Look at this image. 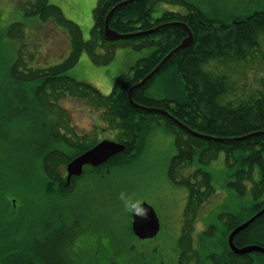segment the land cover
I'll list each match as a JSON object with an SVG mask.
<instances>
[{
  "label": "trees",
  "instance_id": "1",
  "mask_svg": "<svg viewBox=\"0 0 264 264\" xmlns=\"http://www.w3.org/2000/svg\"><path fill=\"white\" fill-rule=\"evenodd\" d=\"M121 1L124 0H99L94 12V27L88 41L84 40L80 27L67 20L62 11L50 5L48 0H37L28 9V14L32 17L38 16L45 21L53 20L58 26L66 27L71 50L60 64L21 74L23 82H36L31 91L37 97L38 116L23 117L24 124L37 126L36 132L29 127L21 134L0 133V140L5 142V147L0 150V173L10 179L22 178V186L30 188L29 195H34L32 185L29 184L31 176L44 174L47 177L39 178V182L46 181L48 184L45 187L46 191L52 190L50 199L47 200L46 196L39 197L42 205L36 221L38 230L33 216L35 199L27 200L24 218L7 219L4 225L1 224L4 233H0V263L3 264L5 261V264H81L73 259V255H76L73 248L83 247L78 241L83 229L78 218L75 220L78 228L71 227L66 219L65 201L68 193L62 169L72 159L98 142L90 141L89 136L85 139H75L49 130L50 126H57L55 121L51 122L48 119L49 112H52V108L48 107L53 104L51 98L53 92H56L85 99L104 111L102 119L108 121L116 133L118 131V142L126 145L125 151L114 156L106 165L112 168L123 166L133 157L138 149L137 143L144 131L145 121L155 120L174 131L177 153L172 159L169 177L176 184L188 189L185 219L179 241L178 264H190L192 261L201 264L199 253L194 248L196 223L203 206L216 194L212 177L206 170L198 168L189 172V169L196 154H199L200 162L209 163L218 153L224 151L226 163L234 176L230 186L240 196L245 195L247 188L251 190L253 204L249 210L252 214L246 220H241L239 214L228 215L225 230L212 242L219 250L218 254L213 255L216 264H253L254 253L236 255L229 246L228 238L236 227L264 208V135L231 142L202 139L188 133L166 115L140 110L132 105L128 98L131 87L145 78L178 47L188 33L182 25L172 24L151 34L109 41L104 36L105 18ZM159 3L175 5L184 2L182 0L133 2L114 12L110 18V27L121 33H134L152 29L161 23L179 21L189 25L195 39L191 46L175 53L144 86L133 91L134 101L147 107L167 109L191 129L206 135L239 137L254 131H264V88L258 90V94L244 95L245 98L239 100H228V95L233 92L232 86L228 84L229 76L214 74L205 69L211 62L225 65L228 62L249 61L248 57L251 58L260 49V36L264 34V10L226 22L211 20L200 9L193 7L187 14L165 12L160 19L153 21L154 8ZM20 25L16 24V27ZM19 27L12 28L14 34L19 32ZM120 44L128 45L135 50L154 46L155 50L149 57L137 62L132 68L131 75H120L108 96L90 84L78 82L66 74V71L78 62L84 51L95 64L110 63L115 55V49ZM101 47L107 48L105 53L100 52ZM23 60L25 59L21 57L18 59V67L23 65ZM172 68H175L183 78L186 92V98L176 102L175 106H172L170 100H157L146 92L147 87L157 76ZM15 71L18 74L19 70ZM49 89L50 91H47ZM54 100L57 101L58 97ZM249 183H252L251 187L248 186ZM47 204H50L53 213L50 215L51 218H48L46 209H43ZM213 230L202 235L214 234ZM130 231L133 234L131 224ZM234 244L238 248L253 244L264 246V215L237 234ZM99 247H103L109 254L97 258L90 264H129L127 261L114 260L122 252L121 247L115 248L114 253L111 244H107L106 247L100 242ZM96 250L98 251L97 248Z\"/></svg>",
  "mask_w": 264,
  "mask_h": 264
},
{
  "label": "rangeland",
  "instance_id": "2",
  "mask_svg": "<svg viewBox=\"0 0 264 264\" xmlns=\"http://www.w3.org/2000/svg\"><path fill=\"white\" fill-rule=\"evenodd\" d=\"M36 1L0 0V117H2L0 132H4L5 135L7 132L21 134L29 127L33 132L37 129V126H28L23 122L24 116L27 118L38 116L37 97L31 91L36 82H23L21 74L60 64L69 55L67 54L62 61L53 60L60 59L64 48L61 45L55 47L56 38H60L54 30V26L58 24L28 14L29 7ZM182 1L184 3L175 5L157 4L152 15L153 21L160 19L166 11L187 14L193 7L200 9L211 20L226 22L236 18L242 19L264 10V0ZM48 2L58 7L67 20L91 33L94 26V12L99 0H48ZM16 24L21 25L18 26L19 32L14 34L12 28H18ZM61 28L68 33L66 27L61 26ZM90 38L84 36L85 41ZM106 50L107 48L101 47L100 52L105 53ZM115 50V55L108 64H92L93 60L84 51L78 62L68 69L66 74L78 82L90 84L103 95L108 96L112 91L108 92V89L114 87L117 78L120 75H131L132 68L137 62L149 57L155 47L135 50L128 45L120 44ZM20 57L25 60L23 65L18 67L17 61ZM247 60L249 61L228 62L225 65L211 62L207 67L205 66L206 70L214 74L229 76L228 84L232 86L233 92L228 95V100H239L245 98L244 95L258 94V90L264 88V34L260 36L259 51ZM15 70H19L20 73L18 71L17 74ZM146 92L151 98L172 101V106L186 98L183 78L175 68L157 76L147 87ZM55 93L53 92L51 98L53 104L48 107L52 108V112L48 114L51 122L55 121L57 126L80 127L81 132L86 133L90 141L119 140L118 131L116 133L113 126L102 119L103 110L71 94ZM55 97H58L57 101L54 100ZM144 123V131L141 132L142 135L137 143L138 149L128 162L120 167H102L96 190H90L91 181L86 180L82 192L80 190L72 192L65 201L68 223L71 227L78 228L75 222L78 218L83 229L78 236V241L83 247L73 248L76 253L73 259L81 264L93 263L97 258L109 254L103 247L98 248L100 242L106 247L107 244H111L113 253L118 246L122 248L120 255L114 258L115 261H127L129 264H178L179 262V241L185 219L188 189L176 184L169 177V168L177 153L175 133L155 120L149 119ZM198 168H203L211 175L216 194L200 212L194 233V248L199 253L201 264H216L213 254H218L219 250L212 242L216 241L225 230V221L229 214H239L241 220H246L252 214L249 208L253 204V197L250 188H247L245 195L240 196L230 186L234 176L226 163L224 151L218 153L209 163L200 162L199 154H196L189 172ZM29 182L31 185V179ZM0 184L2 185L0 220L6 223L5 220H11L17 214L6 210L5 206L6 211L2 218L4 200L15 199L17 207L22 211V204L36 197L35 194L29 195L30 188L22 186V178L10 179L0 176ZM5 184L7 188H4ZM251 185L252 183L248 184L249 187ZM121 191L134 194L136 198L156 210L161 223V230L156 237L141 240L131 233L132 216L124 211L123 204L118 199ZM211 229H214L212 231L214 234L202 235ZM252 257L253 264H264V254L254 253ZM190 264L200 263L192 261Z\"/></svg>",
  "mask_w": 264,
  "mask_h": 264
},
{
  "label": "water",
  "instance_id": "3",
  "mask_svg": "<svg viewBox=\"0 0 264 264\" xmlns=\"http://www.w3.org/2000/svg\"><path fill=\"white\" fill-rule=\"evenodd\" d=\"M141 0H124L115 5L107 14L105 18V25H104V36L109 41H117V40H123L132 38L135 36H141L146 34H151L153 32L159 31L161 28L170 26L172 24H179L182 25L187 30V37L182 40L180 45L176 47L174 50H172L145 78H143L141 81L136 83L131 87V89L128 92V98L132 105H134L137 109L148 111V112H156L161 113L163 115H166L170 119H172L175 123H177L180 127L185 129L188 133L202 138V139H208V140H215L219 142H231V141H241L245 140L254 136L258 135H264V131H254L252 133L239 136V137H215L211 135H206L203 133H200L198 131H195L191 129L189 126H187L184 122L179 120L177 117H175L169 110L163 109V108H157V107H147L144 105H140L136 103L133 99V91L137 88H140L144 86L152 77H154L160 69L164 66V64L179 50L188 48L191 46L194 42L195 36L192 31V29L189 27L188 24L174 21V22H166L162 23L152 29H148L145 31H137L134 33H121L119 31H116L110 27V18L114 14L115 11H117L119 8L131 4L133 2H138ZM126 145L120 142L112 141V140H103L99 142L95 147L92 149L84 152L80 156L76 157L73 161H71L68 165V179L67 182L70 183L73 176H79L83 172V168L85 165H94L98 166L105 162H107L110 158L122 153L125 151ZM142 207H144L147 211L146 217H137L135 214L132 215V231L136 237H138L141 240L146 239H152L156 237L160 230H161V223L160 219L158 217V214L156 210L149 205L148 203H143ZM264 215V209L259 211L255 216H253L251 219L245 221L238 227H236L228 238V243L231 248V250L236 254L240 256L249 255L251 253H261L264 254V246L261 245H248L243 248H238L234 244V239L241 231L248 228L257 218Z\"/></svg>",
  "mask_w": 264,
  "mask_h": 264
},
{
  "label": "flooded vegetation",
  "instance_id": "4",
  "mask_svg": "<svg viewBox=\"0 0 264 264\" xmlns=\"http://www.w3.org/2000/svg\"><path fill=\"white\" fill-rule=\"evenodd\" d=\"M1 122H2V117H0V123ZM47 129H48V127H47ZM49 130H51L53 133L61 134L63 136L66 135L69 138L73 137L75 139H78V138L85 139L86 136H87L86 133L81 132L80 127L78 128L76 126H71V125H69V126H56V125H54V126H50L49 127ZM71 131H73V133L75 135H71ZM2 133H4V132H2ZM52 136L54 138H56L54 135H52ZM3 139H4V136H3ZM4 143L5 142H3V140L2 141L0 140V150H2L4 148ZM95 146H93V147H95ZM92 148H90V149H92ZM80 155H78V156H80ZM78 156H76V157H78ZM112 158H110V159H112ZM74 159H72L71 161H73ZM110 159L107 162H105V163H103L101 165H98V166L85 165L84 168H83L82 174L79 175V176H73L72 179H71V181H70V183L67 182V179H68V165H69V163L71 161L65 167H63V169H62V177L65 180V185L67 186L66 193H68V196L72 192H76L78 190H80L82 192L86 180H90L91 181L90 190H94V189L96 190L97 189V180L100 177V174L102 173L101 172V168L104 167V166H106L108 164V162L110 161ZM1 174L2 175H0V176H5L3 173H1ZM44 176L47 177L44 174H43V176L42 175H38V174L35 175V176H31L32 190H33V193L35 194L34 196L36 197L35 198V202H34L35 211L33 213L34 223L38 220V218L40 216V212H39L40 209L39 208H40V206L42 204L39 202L40 201L39 197L40 196H46L47 197V200H48V199H50V195H52V190L46 191V188L45 187L48 186L47 182L46 181H43L41 183L39 182V178L41 179ZM0 187H2L1 184H0ZM4 188H7V185L6 184L4 185ZM66 200H67V198H66ZM16 204L17 203H16V200L15 199L4 200V205H3V209H2V218L4 217L6 210H10L11 212H15L17 214V216L14 217L15 219L16 218H19V217L24 218L25 212L27 210V203L25 202L24 205L22 204V208H23L22 211H21V209L19 207H17ZM5 206H6V208L8 206V209L5 210ZM43 209H46V211H47L46 213L48 214V218H51L50 215H53V213H52L50 204H47L46 205V208H43ZM14 218H12V219H14ZM1 224L4 225V223H2L1 220H0V233L1 232L4 233V228L1 226ZM35 226H36V228L38 227V222H36ZM37 230H38V228H37ZM3 264H5V261H4Z\"/></svg>",
  "mask_w": 264,
  "mask_h": 264
},
{
  "label": "clouds",
  "instance_id": "5",
  "mask_svg": "<svg viewBox=\"0 0 264 264\" xmlns=\"http://www.w3.org/2000/svg\"><path fill=\"white\" fill-rule=\"evenodd\" d=\"M118 199L123 204V209L125 212L135 214L137 217H146L147 211L144 207H142L143 202L136 198L134 194H129L126 191H121L119 193Z\"/></svg>",
  "mask_w": 264,
  "mask_h": 264
},
{
  "label": "crops",
  "instance_id": "6",
  "mask_svg": "<svg viewBox=\"0 0 264 264\" xmlns=\"http://www.w3.org/2000/svg\"><path fill=\"white\" fill-rule=\"evenodd\" d=\"M41 20H38V22H40ZM82 25V24H81ZM80 27V26H79ZM94 27V26H93ZM54 30H55V32L57 33V35H59L60 36V38L59 39H57L56 38V46L55 47H58V46H64V48H63V51H62V56H60V59H56V58H54L53 60L55 61V62H57V61H62L66 56H67V54H69L70 53V39H69V35H68V33H65L63 30H62V28L61 27H59V26H54ZM81 30L83 31V37L85 36L86 38H90L91 37V33H92V31H91V33H89L88 31H87V29L84 31L82 28H81ZM41 46L43 47V44H41ZM127 51H128V49H127ZM39 53V52H38ZM40 53H42V51L40 52ZM86 56V58H89L88 57V55H85ZM59 64V63H58ZM92 64H95V63H93L92 62ZM57 65V64H56ZM113 85V84H112ZM114 86V85H113ZM113 88L112 87H110L109 89H108V92H110L111 90H112Z\"/></svg>",
  "mask_w": 264,
  "mask_h": 264
}]
</instances>
